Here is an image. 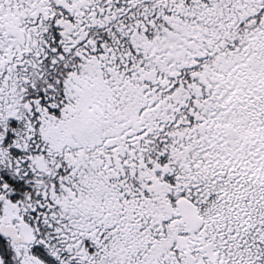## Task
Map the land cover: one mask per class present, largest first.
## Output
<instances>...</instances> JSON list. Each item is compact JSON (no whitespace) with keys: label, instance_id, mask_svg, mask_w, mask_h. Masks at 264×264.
Here are the masks:
<instances>
[{"label":"snow or ice","instance_id":"1","mask_svg":"<svg viewBox=\"0 0 264 264\" xmlns=\"http://www.w3.org/2000/svg\"><path fill=\"white\" fill-rule=\"evenodd\" d=\"M0 264H264V0H0Z\"/></svg>","mask_w":264,"mask_h":264}]
</instances>
